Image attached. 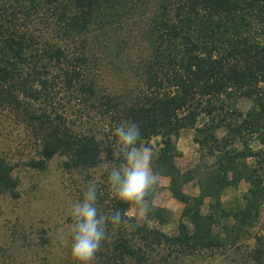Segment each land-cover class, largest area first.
Returning <instances> with one entry per match:
<instances>
[{
    "label": "trees",
    "instance_id": "obj_1",
    "mask_svg": "<svg viewBox=\"0 0 264 264\" xmlns=\"http://www.w3.org/2000/svg\"><path fill=\"white\" fill-rule=\"evenodd\" d=\"M113 66L123 88L115 93L103 86ZM57 90L81 128L58 108ZM0 104L37 128L38 159L27 163L37 171L56 156L66 171L118 166L122 120L141 123L147 146L159 139L154 167L183 205L176 232L156 226L171 213L154 206L145 217L154 225L128 217L109 227L94 264H184L175 257L199 252L264 264V0H0ZM186 130L199 154L188 175L175 164ZM12 172L0 155V196L15 195ZM191 180L197 196L182 192ZM242 182L243 204L225 208L222 193ZM97 207L130 208L115 196Z\"/></svg>",
    "mask_w": 264,
    "mask_h": 264
},
{
    "label": "rangeland",
    "instance_id": "obj_2",
    "mask_svg": "<svg viewBox=\"0 0 264 264\" xmlns=\"http://www.w3.org/2000/svg\"><path fill=\"white\" fill-rule=\"evenodd\" d=\"M129 30L132 31V26L125 27L122 34L127 37ZM134 57L136 55H130L132 62L137 60ZM130 60L127 65L131 64ZM115 70L113 66L102 74L104 89L111 93L123 89L120 87L121 78L116 76ZM57 100L58 108L66 110L70 124L73 122L78 129L81 128L82 124L71 113L72 108L67 104V95L60 92ZM248 105L242 102L240 108L246 109ZM87 120L90 124L96 122L90 117L84 119V122ZM36 129L29 122H24L20 111L0 104V155L13 167L12 177L17 181L15 195L6 193L0 196V264H75L70 252V205L82 199V192L90 182L97 184L99 198L112 199L114 194L107 184L108 175L105 173L111 166L109 168L108 164H102L93 170L66 171L62 168L66 158L56 156L47 163L44 171L33 170L27 163L38 159L39 137ZM194 135L193 130H186L175 142L179 154L175 164L181 173L187 174L194 170L198 162L199 154L193 142ZM222 135L223 133H219V136ZM158 144L159 139H153L149 146L156 151ZM169 186L170 179L161 177L151 200L154 206L171 213L168 224L156 226L164 233L172 235L176 232L183 205L173 198ZM247 188V184L242 182L223 192L221 201L225 208L231 209L243 204L241 199ZM182 192L197 196L199 191L195 180L183 184ZM209 203V200H205L202 208L204 213L208 212ZM127 216L134 218L140 225H154L147 222L145 217L139 218L134 208H129ZM261 218L264 221V214ZM175 258L182 260L184 264H231L232 255L199 252L184 257L177 255ZM152 264L165 263L158 257Z\"/></svg>",
    "mask_w": 264,
    "mask_h": 264
},
{
    "label": "clouds",
    "instance_id": "obj_3",
    "mask_svg": "<svg viewBox=\"0 0 264 264\" xmlns=\"http://www.w3.org/2000/svg\"><path fill=\"white\" fill-rule=\"evenodd\" d=\"M113 136L114 155L120 163L110 169L107 184L118 201L144 218L155 210L151 197L161 180V173L154 167L158 153L143 142L138 121L122 120L114 127ZM98 199L97 184L90 182L82 199L70 205V252L75 264H94L109 237V227L118 230L129 224L127 209L102 213Z\"/></svg>",
    "mask_w": 264,
    "mask_h": 264
}]
</instances>
